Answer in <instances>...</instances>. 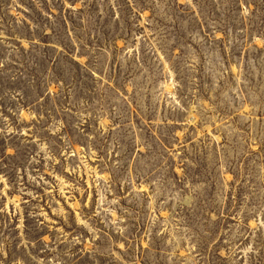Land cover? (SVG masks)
Masks as SVG:
<instances>
[{
  "label": "rangeland",
  "instance_id": "374dc122",
  "mask_svg": "<svg viewBox=\"0 0 264 264\" xmlns=\"http://www.w3.org/2000/svg\"><path fill=\"white\" fill-rule=\"evenodd\" d=\"M0 264H264V0H0Z\"/></svg>",
  "mask_w": 264,
  "mask_h": 264
}]
</instances>
